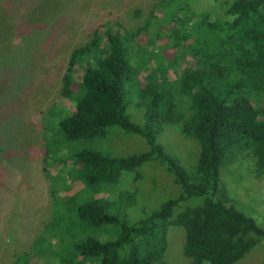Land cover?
Here are the masks:
<instances>
[{"label":"trees","instance_id":"16d2710c","mask_svg":"<svg viewBox=\"0 0 264 264\" xmlns=\"http://www.w3.org/2000/svg\"><path fill=\"white\" fill-rule=\"evenodd\" d=\"M147 29L144 25L134 32L108 33L103 46L96 31L70 53L60 94L72 99L75 109L58 119L63 136L67 140L103 137L105 127L117 125L141 135L148 149L114 156L83 148L72 155L82 187L68 191L65 199L71 203L81 198L72 212L67 209L62 216L59 195L52 189L56 220L48 234L35 242L50 245L57 237L58 264H166V236L174 225L185 228L183 253L194 264H236L264 236L253 218L230 202L219 177L226 156L245 150L252 152L257 170L264 169V0L225 1L221 17L201 12L192 23H171L164 35L174 46L171 59L154 42L149 48V38L133 45ZM134 51L147 55L137 59ZM186 56L194 65L181 68ZM77 67L81 68L78 79ZM179 68L170 79L168 71ZM128 92L130 99L144 106L142 125L124 114ZM173 123L180 124L184 137L199 143V157L190 172L156 142L164 125ZM154 158L166 164L180 193L145 218L130 223L122 216L125 197L95 196L116 185L124 171H135L138 177L136 168ZM192 196L204 199L174 215V209ZM61 220H66L65 228ZM103 226L115 227L116 236L101 240L89 233ZM44 250L39 249L38 257ZM30 257L24 253L19 258L27 263Z\"/></svg>","mask_w":264,"mask_h":264},{"label":"rangeland","instance_id":"374dc122","mask_svg":"<svg viewBox=\"0 0 264 264\" xmlns=\"http://www.w3.org/2000/svg\"><path fill=\"white\" fill-rule=\"evenodd\" d=\"M225 1L231 0H0V264H58L57 237L50 245L36 246L35 242L48 234L56 220L52 189L59 195L62 216L67 209L72 212L81 198L71 203L65 199L68 191L82 187L75 177L77 164L72 157L77 151L91 148L128 156L148 149L141 135L117 125L105 127L103 137L67 140L63 136L58 119L75 109V102L60 94L71 51L87 43L96 31L103 46L108 33L120 34L122 29L134 32L147 25L141 34L144 36H136L133 45L144 44L149 38V48L155 43L171 59L174 46L164 36L171 23H192L201 12L221 17ZM134 52L137 59L147 55ZM180 64L181 68L192 66L194 60L186 56ZM179 70L168 71L170 79ZM79 73L81 68L77 67V79ZM72 88L76 90L75 85ZM124 114L136 124L144 123V106L130 99L129 92ZM156 142L183 169L193 170L200 146L194 138L182 135L179 123L164 125L156 134ZM136 171V178L135 171L122 172L116 185L95 195L125 197L122 216L130 223L145 218L180 193L173 175L159 159L143 162ZM219 177L230 202L264 231V169L257 170L252 152L226 156ZM203 199L192 196L173 214L185 206L199 205ZM60 224L65 228L66 220ZM89 233L101 240L117 234L112 226ZM185 235L181 225L168 228L166 264H194L183 253ZM41 247L45 250L38 257ZM24 253L31 254L27 263L19 258ZM263 260L264 236L236 264H261Z\"/></svg>","mask_w":264,"mask_h":264}]
</instances>
